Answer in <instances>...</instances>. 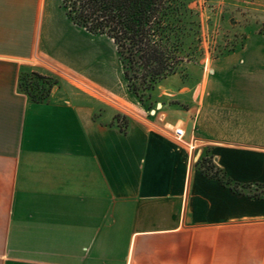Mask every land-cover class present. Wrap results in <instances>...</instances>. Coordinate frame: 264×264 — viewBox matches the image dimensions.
Segmentation results:
<instances>
[{"label":"crops","instance_id":"1","mask_svg":"<svg viewBox=\"0 0 264 264\" xmlns=\"http://www.w3.org/2000/svg\"><path fill=\"white\" fill-rule=\"evenodd\" d=\"M52 8L0 0V264H264V197L196 166L264 184V35L210 60L198 101L146 111L84 77L105 35ZM30 74L55 82L41 102Z\"/></svg>","mask_w":264,"mask_h":264},{"label":"trees","instance_id":"2","mask_svg":"<svg viewBox=\"0 0 264 264\" xmlns=\"http://www.w3.org/2000/svg\"><path fill=\"white\" fill-rule=\"evenodd\" d=\"M172 1L61 0L62 9L74 25L91 35H105L113 41L127 92L146 111L154 109L152 93L163 81L178 75L184 64L183 44L189 36L181 29L171 28L169 19L163 21L172 14ZM25 80L49 87V92L41 93L39 102L45 100L55 86L52 79L38 74L27 75ZM115 120L124 132L126 119L117 116ZM196 166L205 177L236 193L253 199L264 197V184L234 183L212 159H202Z\"/></svg>","mask_w":264,"mask_h":264},{"label":"rangeland","instance_id":"3","mask_svg":"<svg viewBox=\"0 0 264 264\" xmlns=\"http://www.w3.org/2000/svg\"><path fill=\"white\" fill-rule=\"evenodd\" d=\"M50 1L53 12L61 13L60 0ZM170 7L172 14L163 21L169 19L171 28L181 29L189 38L183 44L184 64L180 73L163 81L152 93L153 110L164 100L169 105L175 103L165 93L185 94L198 101L203 78L211 69L210 60L240 49L249 33L264 35V0H173ZM92 47L100 57L94 69L83 68L84 77L105 92L119 96L128 93L113 42L106 36H94ZM20 89L30 102H39L41 93L50 90L47 86L29 84L25 77Z\"/></svg>","mask_w":264,"mask_h":264},{"label":"water","instance_id":"4","mask_svg":"<svg viewBox=\"0 0 264 264\" xmlns=\"http://www.w3.org/2000/svg\"><path fill=\"white\" fill-rule=\"evenodd\" d=\"M161 105L160 104H158V107H160ZM199 158V156L197 157V159Z\"/></svg>","mask_w":264,"mask_h":264}]
</instances>
